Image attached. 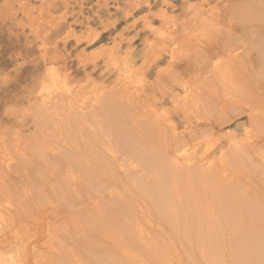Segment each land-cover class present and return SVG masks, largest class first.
I'll return each mask as SVG.
<instances>
[{"label": "rangeland", "instance_id": "374dc122", "mask_svg": "<svg viewBox=\"0 0 264 264\" xmlns=\"http://www.w3.org/2000/svg\"><path fill=\"white\" fill-rule=\"evenodd\" d=\"M263 86L264 0H0V202L9 196L15 212L19 201L27 200V192L36 198L39 192L51 195L57 176L52 177V168L38 152L42 147L50 150L46 155L55 149L66 150L55 141L61 137H56L59 130L52 125L56 116L64 117L67 107L59 109L62 115L55 109L45 112L48 101L65 93L76 95V110L82 104L89 111L102 99L124 101L122 111L129 113L131 123L142 118L158 122L165 131L176 128L177 133H172L189 142L185 147L176 144L180 151L202 156L205 164L215 162L216 169L223 168L216 152L232 149L219 178L239 177L240 184L252 193L257 180L264 187V175L246 156L254 140L264 139ZM212 102L219 107L223 104L224 114ZM256 109L263 114L253 121L249 114ZM110 113L109 109L105 115H110L104 121L108 123L92 125L96 133L90 124L82 128L83 135L106 140L113 147L124 137H133L119 131V126L103 135L105 126L107 130L110 123L116 125ZM120 114L125 118L126 114ZM219 115L225 116L222 120L230 119L220 123ZM207 121L218 122L209 129ZM66 132L60 130L61 136ZM231 139L237 140L240 152ZM34 197L36 210L45 212L61 201L57 196ZM247 213L231 218L234 226L236 218L240 219L244 227L240 233L249 230ZM237 252L238 256L242 253ZM229 257L227 252L224 258L229 261Z\"/></svg>", "mask_w": 264, "mask_h": 264}, {"label": "bare ground", "instance_id": "6f19581e", "mask_svg": "<svg viewBox=\"0 0 264 264\" xmlns=\"http://www.w3.org/2000/svg\"><path fill=\"white\" fill-rule=\"evenodd\" d=\"M75 96L61 94L58 99L48 101L45 110L58 111L63 106L67 107L65 110L70 114L66 115L68 111H65L62 115L59 110L58 113L64 117L59 118L58 114L52 125L53 129L57 127L55 130H59L54 132L56 137H61V140L55 137V141L64 144L66 150L55 149L50 155H46L50 150L42 147L38 152L40 159L46 161L44 164L52 168L50 172L52 177L57 176V181L55 185L51 184L54 185L51 195L45 194L48 191L44 195L38 191L37 196L49 199L57 196L61 201L50 212L36 210L37 204L32 198L34 194L27 192V200L19 201L21 209L18 210V205H15L18 211L14 212L13 204L8 200L9 196L1 200L0 264H200V261L203 264H264V187H259L257 180L254 183L255 190L249 193L240 184L239 177L230 175L223 178L222 175L219 178L232 149L225 151L220 148L216 152L223 165V168L221 166V169H216L215 162L205 164L202 156H187L180 151V146L176 144L189 142H185V137L175 135L176 128L169 127L165 131L158 122H147L142 118L131 123L129 113L122 111L123 107L125 109L124 101L118 102L114 98L102 99L99 103L96 98L99 104L94 106L92 103L94 107L89 111L84 110L82 104L76 110L73 108ZM217 104L214 105L215 108L224 114V105L219 107ZM109 109L111 118H114L112 122L116 125L114 127L113 123L110 126L107 124L109 130H105L106 126L104 129L100 127L103 135L105 136V131H116L118 126L119 131L133 135L124 137L115 147L112 144L109 146L106 140L93 141L88 139L89 135L86 138L82 129L91 124V131L96 133L92 125L94 127L96 123H108L104 121L110 117L105 116ZM257 110L249 114L253 121L263 114ZM53 112L48 114L49 117ZM138 112L139 110L136 115ZM241 112L240 110L236 113ZM120 113L126 114L125 118ZM228 118H221L219 122L225 123ZM215 122L207 121L206 124L212 129ZM60 130L63 134L67 132L61 136ZM97 135L99 138L100 135ZM65 138H69V141L65 142ZM231 140L236 148L237 140ZM263 140H254L250 145V153L247 152L246 156L250 158V165L264 175ZM174 141L176 143L173 149ZM109 142L112 141L109 139ZM236 149L241 151L239 147ZM232 163L228 166L233 168ZM232 186L237 189L236 193L232 192ZM15 188L19 189L16 186ZM231 196L236 197L231 201ZM39 201L41 204V200ZM28 203H35V208ZM244 205L247 209L241 207ZM244 212L249 214V230L240 233V229L244 230L240 219L236 218L238 222L234 226L231 218L235 213L245 216ZM224 243L231 246V251ZM237 251L242 253L238 256ZM227 252L231 259L229 261L224 258Z\"/></svg>", "mask_w": 264, "mask_h": 264}]
</instances>
